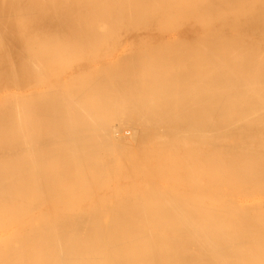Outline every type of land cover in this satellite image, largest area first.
Wrapping results in <instances>:
<instances>
[{"label":"bare ground","instance_id":"1","mask_svg":"<svg viewBox=\"0 0 264 264\" xmlns=\"http://www.w3.org/2000/svg\"><path fill=\"white\" fill-rule=\"evenodd\" d=\"M122 38L184 49L84 60ZM117 105L135 131L115 139ZM251 190L264 0H0V264H264V201L233 198Z\"/></svg>","mask_w":264,"mask_h":264},{"label":"rangeland","instance_id":"2","mask_svg":"<svg viewBox=\"0 0 264 264\" xmlns=\"http://www.w3.org/2000/svg\"><path fill=\"white\" fill-rule=\"evenodd\" d=\"M160 39H161V42L158 43V42L160 41ZM172 39H174V38H172ZM172 39H171V38H146V40L143 39L144 41L142 40L143 42H141L140 39L122 38V39H120V41H117V45L120 43L119 45L122 46V44H123L122 48H121L119 45L117 46L115 42L111 43V42H109V41H106V43L109 42V43L113 44L114 46L116 45V46H115V49H112V50H110V51H108V52H105L104 55L102 54L103 57L100 56V54L103 53V51H101V53H100V52H99L100 50H99V51H98V50H95V51H92V52H93V53H94V52H99L100 54L98 53L99 55H98V54L94 55L93 53H89L91 56H90V55H88V56L86 55L85 58L83 57V55H81L82 57L80 56V60L82 61V60H83L82 58H84V60H85V59H86V60H89L88 57H92V59H93L94 62H92L91 60H89L90 62H88V63H91V62H92L91 64H93L94 67H95V66H99V67H100V65H101V67H103V65H104V66H107V65H105V64H108V65H109V63H110V65L107 66V67H111V66H112V67H116L117 64H119V63L121 64V63H126V62H128V61H127V60H128V57H130V58H135V57L138 55V53H140L141 55L143 54L142 57H141V55H138V56H140V58L145 57L144 59H142V63H143V62H148V61H152V60H153L152 58H155L154 56L156 55V53H153V52L150 53V51H149L148 49L145 50V49H146L145 46H148L151 40H153V41H151V43H150V46H151V44H152V46H151L152 48H153L154 46H158V44H159L160 46L163 45L164 47L167 46L168 48H169V47L171 48V45L173 44V45H172L173 50H170V48H169V50H167L168 48H164V47H161V49H163V50H161V49L159 48L160 46H158L157 48H158L160 51H159L157 54H160V55H165V54L169 55V53H170L171 51H172V52L175 51V52L179 53L182 49H184V46H183L182 44H180L179 46L177 45L178 43H181L180 41L176 40L175 42H176L177 44L174 45L175 43H174V40L172 41ZM175 39H177V38H175ZM162 40L164 41V43H163ZM166 40H167V42H165ZM168 40H169V42H168ZM170 40H171V41H170ZM128 41H130V42H128ZM156 41H158V42H156ZM132 42H133V43H132ZM140 42H141V43H140ZM170 42H172V43H170ZM127 43H128L129 45H128ZM134 43H135V45H134ZM143 43H144V44H143ZM155 43H156V45H153V44H155ZM167 43H168V44H167ZM185 43H186V42H185ZM138 44H140V46L143 45V47H144L145 49H144L142 46H141V47H142V48H141ZM127 45H128V47H127ZM136 45H138V46L136 47ZM181 45H182L183 48L181 47ZM114 46H113V47H114ZM130 46H132V49H133V48H136V50L133 49V50H135V52H134V51H133V52L131 51ZM113 47H112V48H113ZM139 47H140V48H139ZM151 47H150V48H151ZM174 47H176V48L179 47V48H177V49L175 48V49H174ZM120 48H121V49H120ZM126 48H127V49H126ZM128 48H129L130 51L128 50ZM138 48H139V49H138ZM157 48L154 47L153 49L157 50ZM180 48H182V49H180ZM122 49H123V51H122ZM165 49H166V50H165ZM171 49H172V48H171ZM113 50H116L117 53L114 52ZM164 50H165V51H164ZM177 50H178V51H177ZM111 51H112V52H111ZM118 51H119V52H118ZM121 51H122V52H121ZM137 51H138V52H137ZM146 51H147V52H146ZM161 51H162L163 53H162ZM169 51H170V52H169ZM164 52H167V53L164 54ZM168 52H169V53H168ZM108 53H109V54H108ZM115 53H116V54H115ZM118 53H119V54H122V53H123V54H126V53H128V54H127L128 56H127V55H123V54H122V55H123V56H122V55H119ZM129 53H130L131 55H129ZM134 53H135V55H136V54H137V55L135 56ZM146 53H147V54H146ZM173 53H174V52H173ZM107 54H108V56H111V55H113V54H114V55L111 56V57H108ZM132 54H133V56H132ZM151 54H152V55H151ZM154 54H155V55H154ZM171 54H172V53H170V55H171ZM115 55H117V56H115ZM146 55H147V57H146ZM149 55H151V57H149ZM167 55H165V56H167ZM170 55H169V56H170ZM94 56H95V57L98 56V57L95 58ZM114 56H115V57H114ZM119 56H122V57H120V58H122V59H120ZM152 56H153V57H152ZM169 56H167V58H168ZM171 56H172V55H171ZM93 57H94V58H93ZM99 57H100V58L102 57V59L100 60ZM106 57H108V58H106ZM117 57H118L119 59H116ZM105 58H106V59H105ZM114 58H115L118 62H117L116 60H114ZM123 58H124V60H123ZM130 58H129V60H130ZM148 58H150V60H149ZM90 59H91V58H90ZM103 59H104V61H103ZM111 59L114 60V61H112ZM125 59H126V60H125ZM146 59H148V60H146ZM156 59H157V58H155V62H154V60H153L154 63H156V64H158V65H162V64H163V61H161V60L159 61V60L157 59V60L159 61V62H158ZM168 59H169V58H168ZM80 60H78V61H80ZM99 60H100V61H99ZM106 60H107V61H106ZM121 60H123L124 62H122ZM111 61H112V63H111ZM120 61H121V62H120ZM156 61H157L158 63H157ZM105 62H106V63H105ZM161 62H162V63H161ZM160 63H161V64H160ZM176 63H177V65H178V64L181 65V61H175V63H174V61H173L172 64L174 65V68H177V67H175V66H177ZM113 65H114V66H113ZM99 67H97V68H99ZM54 72H55V75H56V76L53 75V78H52L53 80H52V81H55L58 77H64L65 79L67 78V75H66V74L63 75L62 72H60V71H59L60 73H59L58 71H54ZM166 72L168 73V74H166V75L171 74V73H169L168 70H167ZM136 74H137V73H136ZM145 74H147V75H145ZM140 75L142 76V79H141V76H140ZM158 75H160V73H157V76H158ZM136 76H138V77H136V78H138L139 81H138L137 83H136V82H133V85H134V86H136V84H138L137 86H142V85H143V86H144V85L146 86L147 79H148V78L150 79V78H152V77H155V76L151 75V73H150L149 71H148V73H147V71H144V73H142V74H141V73H138ZM139 76H140V77H139ZM147 76H148V78H147ZM144 77H145L146 79H144ZM74 78H75V77H74ZM78 78L81 79L82 77H76V79H78ZM67 79H68V78H67ZM72 79H73V78H72ZM143 79H144L145 81H144ZM78 80H79V79H78ZM139 82H140V83H139ZM141 83H142V84H141ZM139 84H141V85H139ZM134 86H133V87H134ZM39 88H41V86H39ZM39 90H40V89H38V91H39ZM40 91H41V90H40ZM121 103H122V102H121V100H120L119 103H116V104H118V105L120 104L119 106H121ZM118 105H117L116 107H118ZM122 105H123V104H122ZM116 107H115V110H117V109H118V110H117V111H114V113H112V114L110 115L111 120L114 119V121H111V120H110V121H111V122H110V130H111V133L114 131V133H112V134H113V136L115 137L116 135L119 134V132L122 131V134H121V135H123V134L126 133V135H127L126 137H128V136H129L128 132L133 134L134 132H130V131H132V130L135 131V128H133L132 126L127 125V124H128L127 122H126L125 125H124V124L122 125L123 127H121V125H120L119 123H120V121H122V120L125 119V118H123L122 113L119 112V111H120V110H119L120 108L118 107V108L116 109ZM121 109L123 110V106H121ZM115 113H116V115H114V117H112L113 114H115ZM117 113H120V116H121L123 119H122V118L120 119V117L118 116L119 114L117 115ZM115 116H118L119 118L115 119ZM118 119H119V122H117V121L115 122V120H118ZM111 123H112V125H111ZM117 123H118V124H117ZM123 123H125L124 120H123ZM114 124H115V125H114ZM121 124H122V122H121ZM113 125H114V126H113ZM126 125H127V127H126ZM112 126H113L115 129H113ZM116 126H120L121 128L116 127ZM125 127H126V128H125ZM129 127H130V129H128ZM131 127L133 128L132 130H131ZM116 128H117L118 130H119V129L121 130L122 128H123V129L125 128V129H124V130H121V131H118V130H117V132H115ZM126 129H127V130H126ZM128 130H129V131H128ZM117 133H118V134H117ZM115 134H116V135H115ZM121 135L119 134V136L115 137V139H117V138L120 137ZM123 136H125V135H123ZM131 136H132V135H130V137H131ZM134 145H135V146H134ZM133 146L136 148L135 150H137V148H138L137 146H139V143H134L133 145H125L124 150L126 151L128 147H131L130 149L133 148V150H134V147H133ZM126 147H127V148H126ZM128 149H129V148H128ZM169 179H170V180H169ZM119 180H120V179H119ZM168 181H169L170 183L173 182V181L171 180V178L166 179V182H168ZM170 183L168 184L169 187L171 186ZM163 185H164V184H163ZM163 185H162V186H163ZM166 185H167V184H166ZM168 185H167V186H168ZM164 187H166V186H164ZM125 188H126V189L130 188L129 184H128L127 187H125ZM251 191H252V190H251ZM251 191H250L249 194H248V192H247V194H248L249 196H248L247 194H246L245 196L242 195V194H239V195L234 196L233 198H234L235 200H242V201L245 200V199L251 200V199H256V198H257V199H260L261 201H264V194H262L263 191H262V193L260 192L262 195H261V194L259 193V191H257V190H255V191H257V192L254 191L255 193H254V195H253V191H252V193H251ZM241 195H242V196H241ZM252 196H253V197H252ZM256 196H257V197H256ZM255 197H256V198H255ZM249 198H251V199H249Z\"/></svg>","mask_w":264,"mask_h":264}]
</instances>
